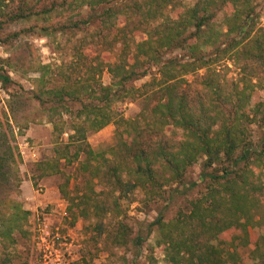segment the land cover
Segmentation results:
<instances>
[{
    "label": "trees",
    "instance_id": "16d2710c",
    "mask_svg": "<svg viewBox=\"0 0 264 264\" xmlns=\"http://www.w3.org/2000/svg\"><path fill=\"white\" fill-rule=\"evenodd\" d=\"M261 6L264 0H0L3 45L24 35L76 36L96 23L103 47L77 39L70 59L57 65L0 57L1 86L22 90L9 92L8 111L0 110V264H16L20 238L31 235L32 211L14 195L22 183L17 135L35 121L18 112L31 102L52 124L54 154L37 162V180L64 177L59 191L72 224L89 220L135 258L155 232L153 249L168 264H264ZM116 45V55H107ZM11 72L38 75L25 89ZM129 99L141 102L132 118L121 106ZM110 124L115 142L95 149L89 134ZM199 161L205 190L135 234L122 200L136 189L148 201L163 197ZM86 257L71 264H94Z\"/></svg>",
    "mask_w": 264,
    "mask_h": 264
},
{
    "label": "rangeland",
    "instance_id": "374dc122",
    "mask_svg": "<svg viewBox=\"0 0 264 264\" xmlns=\"http://www.w3.org/2000/svg\"><path fill=\"white\" fill-rule=\"evenodd\" d=\"M187 2L193 4L195 0H187ZM260 8L261 21L264 24V7L261 6ZM219 16L222 18V14ZM21 27H23L22 24H19L13 29L18 30ZM99 34L100 28L95 23L78 32L76 36L70 34H57L51 37L37 34L24 35L12 46L0 43V57L6 58L10 55L23 57L26 55L28 59H39L44 63L57 65L70 59V46L77 39H86V43L91 42V45H97V49L101 51L103 47ZM117 49L118 46L116 45L114 51L106 54L114 57ZM11 75L25 89H31L32 83L29 77L32 79L38 74L31 72L29 76L23 77L20 73L11 72ZM149 78L148 76L137 81L136 85H141ZM102 81L105 84L111 82L109 72H103ZM15 91L18 93L22 91L19 85L13 84L9 89H5L0 84V110L8 111V93ZM260 94L264 96L263 91ZM121 106L125 108V116L132 118L140 111L141 102L140 100L129 99ZM24 117L35 119V121L29 124V128L25 130L24 134L17 135V143L22 155L20 165L22 183L20 193L14 195L23 202L25 208L29 207L31 205L29 202L34 200L32 197L30 200L25 199L34 190L36 192L38 190L42 197L51 195L56 199L51 202L36 204L34 210H31L32 215L27 224L31 235L28 238H20L17 245L19 257L16 264H44L45 258L54 260L57 254L62 257L66 264L80 260L85 254L86 258L92 256L94 264H125L122 256L127 257L128 262L126 264H168L164 259L163 252L153 249L156 240L155 232L148 237L140 255L135 258L131 250L122 251L119 247L114 246L106 236L96 234L95 227L90 224L89 220L81 218L75 224L71 223V218L67 212L68 201L61 196L59 191V184L64 181V177L60 175L48 176L45 177L48 183H45L37 180L36 176L37 162L54 154L52 124L40 111L36 102L29 103L18 112L19 119L24 120ZM253 129L257 136L261 135L257 125H253ZM114 137L115 125L110 124L98 132L90 133L89 142L95 149H99L112 145L115 142ZM31 151L36 152L37 156L33 157ZM72 170V167L65 169L67 174L71 173ZM201 172L202 161H199L189 168L183 184L178 186L174 184L173 187L176 188H172V190L168 187L164 196L156 200L148 201L144 191L136 189L130 200H122V217L134 228L136 234L139 229H142L143 224L146 225L154 221L158 216L162 215L165 219L175 216L179 210L188 208L189 201L205 190L207 179H201ZM71 182L74 183L75 180L72 179ZM59 198L64 201H60ZM110 221L112 218L108 216L104 222Z\"/></svg>",
    "mask_w": 264,
    "mask_h": 264
},
{
    "label": "crops",
    "instance_id": "0c3cea01",
    "mask_svg": "<svg viewBox=\"0 0 264 264\" xmlns=\"http://www.w3.org/2000/svg\"><path fill=\"white\" fill-rule=\"evenodd\" d=\"M41 181L42 182H45V183H48V181L46 180V178H42ZM53 189H51V190H53ZM52 193L54 194V191H52ZM30 197H32L34 200H36V201L32 200L31 202L28 201L29 203H31V205L33 204V206L30 205L29 207H27V209H30V210H34V208L36 207V204H43L45 202H51L54 199H56V198H54L51 195L50 196H46V197H42V196H40V193L38 192V190H37V192H36V190H34V192L32 191L25 199L26 200H30ZM59 200L60 201H64L61 198H59Z\"/></svg>",
    "mask_w": 264,
    "mask_h": 264
},
{
    "label": "built area",
    "instance_id": "2783aa9c",
    "mask_svg": "<svg viewBox=\"0 0 264 264\" xmlns=\"http://www.w3.org/2000/svg\"><path fill=\"white\" fill-rule=\"evenodd\" d=\"M31 154L33 157H36L37 154L34 151H31ZM44 264H66L65 261L62 259V257L60 255H56V258H54V260L45 258L44 259Z\"/></svg>",
    "mask_w": 264,
    "mask_h": 264
}]
</instances>
